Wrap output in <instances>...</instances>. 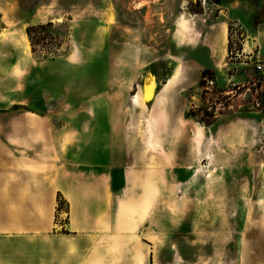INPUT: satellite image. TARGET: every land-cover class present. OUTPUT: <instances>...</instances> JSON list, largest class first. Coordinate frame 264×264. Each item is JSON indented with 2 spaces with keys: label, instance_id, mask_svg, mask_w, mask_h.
Here are the masks:
<instances>
[{
  "label": "rangeland",
  "instance_id": "1",
  "mask_svg": "<svg viewBox=\"0 0 264 264\" xmlns=\"http://www.w3.org/2000/svg\"><path fill=\"white\" fill-rule=\"evenodd\" d=\"M92 152L128 189L87 262L264 264V0H0V228H30L58 175L94 180ZM35 242L0 235V264Z\"/></svg>",
  "mask_w": 264,
  "mask_h": 264
},
{
  "label": "crops",
  "instance_id": "2",
  "mask_svg": "<svg viewBox=\"0 0 264 264\" xmlns=\"http://www.w3.org/2000/svg\"><path fill=\"white\" fill-rule=\"evenodd\" d=\"M140 8V7H139ZM198 42L204 46L213 47V41L210 36L202 35L198 39ZM227 48V38L225 37L224 47H221L222 53L226 52ZM224 49V51H223ZM171 80V79H170ZM170 82V81H169ZM149 82L142 85L141 89L137 90L133 94V103L139 104V102L147 103L151 101L154 97L149 100L144 99V86ZM163 86H167L168 82H162ZM171 86V85H170ZM173 86V85H172ZM172 86L170 89H172ZM165 90L168 87H164ZM155 92V90H154ZM142 97V99H141ZM134 98L136 102H134ZM164 122V121H163ZM170 127L176 126V120H170ZM163 125L161 124L160 127ZM166 126V125H165ZM175 131L171 133L165 132V134L160 135V140L164 143L174 142L172 140ZM176 135V134H175ZM94 154V155H93ZM100 159L102 162H96ZM83 161L79 164L80 169L85 172L91 168H97L100 166H107L106 169L103 167L101 171L94 172V180L91 178L81 179L79 176L68 174L58 175L56 180H54L52 188H44V190H39L42 194L43 191L47 192L46 198L32 200L31 203V223L30 228H20L16 227L10 229L8 233L7 230L0 228V235L5 234H15V235H31V237L37 238L38 242V257L34 259L36 262L32 263H22V264H150L146 262L145 256H150V249L144 251V259L141 262L133 263H119V262H98L90 263L87 262L83 255H89L87 253L83 254L85 249L89 246L99 247L102 238L110 237L114 238L119 236L118 227L121 226L126 219H121L120 217V204L124 203L126 199L120 201V196H124L128 187H118L117 183V173L116 165L109 161V158L100 155L98 157L97 152H92L91 155L84 157ZM86 161V163L84 162ZM90 162V163H87ZM95 161V162H93ZM125 172H123L122 178L125 179ZM108 177V181H106ZM44 193V192H43ZM58 199H62L63 203L68 204V218L61 224L53 222L56 214V209L58 208ZM34 204L38 206L46 205L45 211L42 215L38 213L35 214L33 208ZM144 204L142 203V206ZM138 208V207H137ZM136 208V209H137ZM56 210V211H55ZM15 225H18L17 223ZM37 225V227L35 226ZM63 229V230H62ZM13 232V233H11ZM39 234V235H38ZM47 234L48 242L45 243L39 237L40 235ZM146 238V237H145ZM147 240L148 237H147ZM55 242V246L52 242ZM58 241V242H57ZM147 244V242H146ZM42 247L44 248H40ZM56 245H59L56 247ZM71 245L75 246L73 249ZM149 246V245H148ZM46 247V248H45ZM101 247V246H100ZM95 248V247H94ZM133 249V248H132ZM34 251V249H32ZM44 253H42V252ZM79 254L83 252L80 256H72V252ZM72 256V258H71ZM133 256V255H131Z\"/></svg>",
  "mask_w": 264,
  "mask_h": 264
},
{
  "label": "bare ground",
  "instance_id": "3",
  "mask_svg": "<svg viewBox=\"0 0 264 264\" xmlns=\"http://www.w3.org/2000/svg\"><path fill=\"white\" fill-rule=\"evenodd\" d=\"M137 6H140V4H137ZM153 94L154 92L152 86H144V97L146 100L150 99Z\"/></svg>",
  "mask_w": 264,
  "mask_h": 264
},
{
  "label": "built area",
  "instance_id": "4",
  "mask_svg": "<svg viewBox=\"0 0 264 264\" xmlns=\"http://www.w3.org/2000/svg\"><path fill=\"white\" fill-rule=\"evenodd\" d=\"M231 54H234V58L238 55V50L235 49V51L230 50ZM256 70H262V64L260 62H257L255 65ZM209 83L213 84V80L209 79Z\"/></svg>",
  "mask_w": 264,
  "mask_h": 264
},
{
  "label": "trees",
  "instance_id": "5",
  "mask_svg": "<svg viewBox=\"0 0 264 264\" xmlns=\"http://www.w3.org/2000/svg\"><path fill=\"white\" fill-rule=\"evenodd\" d=\"M217 1V0H216Z\"/></svg>",
  "mask_w": 264,
  "mask_h": 264
}]
</instances>
